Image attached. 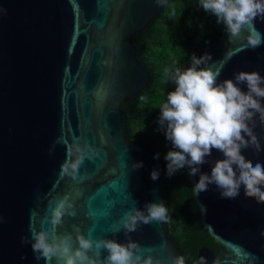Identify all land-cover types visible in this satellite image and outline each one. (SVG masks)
Listing matches in <instances>:
<instances>
[{"label": "water", "instance_id": "water-1", "mask_svg": "<svg viewBox=\"0 0 264 264\" xmlns=\"http://www.w3.org/2000/svg\"><path fill=\"white\" fill-rule=\"evenodd\" d=\"M181 1L196 26L187 34L189 55L173 70L190 67L193 54L209 53L218 83L242 70L264 76V44L251 49L246 39L230 42L200 0ZM164 6L157 0H0V264H45L21 237L31 236L32 225L49 229L41 221L67 193L75 215L65 216L60 233L74 234L78 226L85 235L91 229L94 240L125 243L124 213L157 202L167 207L166 222L141 224L130 235L167 264L177 255L185 264H199L201 256L207 264H264V204L245 197L243 187L235 199L222 198L215 184L195 192L200 174L210 175L223 153L213 149L195 176L187 165L169 176L164 157L173 145L165 131L129 135L134 106L154 81L141 40ZM255 27L264 34V21L258 18ZM174 87L167 77L163 103ZM254 131L264 146V126ZM77 139L96 155L81 165L82 179L73 180L61 164ZM242 151L254 165L264 163V151ZM153 169L159 170L155 181ZM175 209L185 219L184 242L167 230Z\"/></svg>", "mask_w": 264, "mask_h": 264}, {"label": "clouds", "instance_id": "clouds-1", "mask_svg": "<svg viewBox=\"0 0 264 264\" xmlns=\"http://www.w3.org/2000/svg\"><path fill=\"white\" fill-rule=\"evenodd\" d=\"M165 3L166 0H157V4ZM200 7L224 25L230 42L246 39V46L251 49L264 44V34L255 27L258 18L264 21V0H200ZM6 12L3 8V15ZM191 60L190 67L184 70L176 67L165 73L175 85L159 108V125L173 145L164 157L168 162L167 174L171 176L187 165L191 169L189 174L195 176L215 149L224 158L215 161L210 175L200 174L195 192L207 191L209 185L215 184L222 198L235 199L243 187L245 197L264 204V163L254 165L242 151L249 148L254 153L264 151L254 131L257 124L264 126V76L258 70H242L234 79L218 83L220 71L208 66L211 54L200 57L193 54ZM241 85H246L247 91ZM95 155L90 145L74 140L67 144L61 173L73 180L82 179L81 165ZM154 158L158 159L159 153ZM142 166V161L132 165L134 169ZM158 178L159 170L153 169L151 179ZM73 209L72 194H64L55 200L54 207L49 205L50 215L41 221V225L48 221L50 228L37 230L32 225L31 236L21 237L23 244L31 243L36 260L43 259L45 264L53 260L57 264H167L164 258L153 255L151 247L145 249L130 235L141 224L166 222L167 207L163 203H147L143 210L134 205L124 213L121 219L128 237L125 243L107 237L94 240L91 229L85 235L78 226H73L74 234L60 233L65 216L75 215ZM260 235L264 236V231ZM171 264H185V258L177 255ZM199 264H207L206 258L201 256Z\"/></svg>", "mask_w": 264, "mask_h": 264}, {"label": "trees", "instance_id": "trees-1", "mask_svg": "<svg viewBox=\"0 0 264 264\" xmlns=\"http://www.w3.org/2000/svg\"><path fill=\"white\" fill-rule=\"evenodd\" d=\"M195 26L194 20L186 13L184 3L181 0H170L151 24L148 37L141 40L144 47L143 63L154 74V81L134 106L135 117L129 122V135L138 131L156 135L161 130L159 108L164 100L165 73L189 55L187 34ZM184 225L185 219L175 209L167 230L177 236L178 242L185 241L180 235Z\"/></svg>", "mask_w": 264, "mask_h": 264}]
</instances>
